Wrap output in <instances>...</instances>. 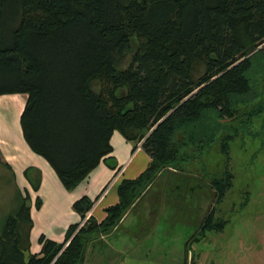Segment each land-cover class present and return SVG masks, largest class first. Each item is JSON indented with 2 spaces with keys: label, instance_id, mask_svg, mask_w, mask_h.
<instances>
[{
  "label": "trees",
  "instance_id": "trees-1",
  "mask_svg": "<svg viewBox=\"0 0 264 264\" xmlns=\"http://www.w3.org/2000/svg\"><path fill=\"white\" fill-rule=\"evenodd\" d=\"M8 95L28 96L24 138L68 191L109 158L116 131L152 159L120 183L101 223L86 220L94 202L83 197L73 205L80 223L62 243L41 236L39 253L30 198L20 196L0 233V264H85L90 245L161 177L218 141L226 161L210 186L216 203L233 188L231 143L264 113V0H0V97ZM0 166L12 172L1 155ZM227 223L211 209L192 241Z\"/></svg>",
  "mask_w": 264,
  "mask_h": 264
},
{
  "label": "rangeland",
  "instance_id": "rangeland-1",
  "mask_svg": "<svg viewBox=\"0 0 264 264\" xmlns=\"http://www.w3.org/2000/svg\"><path fill=\"white\" fill-rule=\"evenodd\" d=\"M1 101L5 139L23 131V104L10 96ZM225 161L218 141L183 172L161 177L127 222L92 248L86 264H264V113L231 143L234 184L216 203L210 186L214 177H222ZM16 180L15 172L0 166V233L24 195ZM213 208L228 222L225 229L192 241Z\"/></svg>",
  "mask_w": 264,
  "mask_h": 264
},
{
  "label": "crops",
  "instance_id": "crops-1",
  "mask_svg": "<svg viewBox=\"0 0 264 264\" xmlns=\"http://www.w3.org/2000/svg\"><path fill=\"white\" fill-rule=\"evenodd\" d=\"M8 96L23 104L21 112L24 111L28 99L27 95ZM2 103L1 101L0 105ZM5 128V124H0L1 134ZM110 143L112 153L108 156L109 158L102 160L78 187L73 191H68L48 161L30 149L22 130L16 136L9 135L5 139L0 137L1 157L17 174L16 184L24 195L31 199L33 227L30 241L33 253H39L41 250L39 244L41 236L62 243L68 228L80 223L81 218L73 209L76 201L83 197L91 199L94 206L89 213L98 223H101L107 217L106 210L119 202L118 186L120 183L125 179H137L148 169L152 159L141 144L134 150V145L117 131L112 135ZM28 169L30 172L26 175L25 172ZM18 182L20 183L18 184ZM36 184H40L38 191L33 188ZM38 197L42 200L40 209L36 207ZM134 209L126 216L121 226L134 214ZM109 237H104L90 245L85 264L89 260V252L92 248H95L96 244L104 243Z\"/></svg>",
  "mask_w": 264,
  "mask_h": 264
},
{
  "label": "built area",
  "instance_id": "built-area-1",
  "mask_svg": "<svg viewBox=\"0 0 264 264\" xmlns=\"http://www.w3.org/2000/svg\"><path fill=\"white\" fill-rule=\"evenodd\" d=\"M90 217H91V214H90V213H89V214H87L86 220H88ZM86 220H85V221H86ZM85 221H84V222H85ZM84 222L82 223V225H81V226H83Z\"/></svg>",
  "mask_w": 264,
  "mask_h": 264
}]
</instances>
